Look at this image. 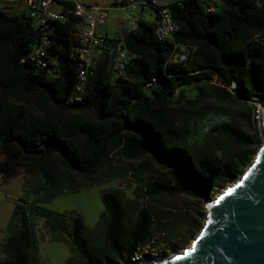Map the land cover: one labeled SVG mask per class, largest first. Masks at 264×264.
I'll return each instance as SVG.
<instances>
[{"label":"trees","instance_id":"16d2710c","mask_svg":"<svg viewBox=\"0 0 264 264\" xmlns=\"http://www.w3.org/2000/svg\"><path fill=\"white\" fill-rule=\"evenodd\" d=\"M169 12L180 25L172 40L157 39L155 21L149 20H140L121 39L106 36L88 70L81 100L68 102L79 82L78 63L71 56L76 41L73 23L57 24L51 36L49 52L59 59L60 73L50 76L27 57L33 35L30 18L24 11L0 7V172L4 178L26 165L40 180L29 191L37 202L61 192L50 191L55 184L74 190L123 176L127 169L113 167V153L131 160L147 157L168 169L164 179H139L131 200L135 204L131 223L120 188L102 192V245L108 251L91 245L77 213L55 217L32 202L27 207L15 205L0 246V264H35L33 216L44 219L52 239L62 241L64 233L83 259L70 264H116L112 252L125 254L131 262L156 230L152 212L140 198L159 193L209 196L218 180L236 179L249 165L255 146L261 143L259 133L251 137L227 121L206 129L198 125L197 117L212 95L219 101L245 104L248 115V103H253L252 108L264 103V0H183L180 5L172 2ZM119 40L132 58L123 76L113 78L111 66ZM174 42L188 48L185 61L170 57ZM214 78L224 86L212 82ZM230 84L232 92L227 89ZM213 131L237 146L214 147L208 138ZM52 154L66 174L75 175L74 182L52 180L45 168Z\"/></svg>","mask_w":264,"mask_h":264},{"label":"rangeland","instance_id":"374dc122","mask_svg":"<svg viewBox=\"0 0 264 264\" xmlns=\"http://www.w3.org/2000/svg\"><path fill=\"white\" fill-rule=\"evenodd\" d=\"M81 3L99 4L110 6L108 11V20L103 25L108 29L109 34L125 29L128 25V9L114 7L113 0H76ZM218 2L219 0H212ZM57 8L56 5L52 6ZM139 10V7L138 9ZM153 9L147 10V18L153 19L150 14ZM217 101V104H214ZM207 105L203 111L199 112L197 122L199 126H205L210 129L212 125L219 122H232L242 132L248 133L251 137L255 133L261 135V125L259 121L260 106L259 103L252 108L253 103H248L249 115L247 114V106L245 104L233 102L230 100L219 101L214 95L207 100ZM249 117V119H248ZM258 118V119H257ZM209 143L214 147L225 150H231L237 145L225 135L215 131L209 136ZM262 139V138H261ZM261 141V140H260ZM260 145V143H259ZM259 146H255V149ZM256 153V151H255ZM112 165L117 169L125 168L127 171L123 176L111 180H103L94 184L81 185L77 189L67 190L63 185H53L50 191L53 193L62 189L61 192L37 202L33 201V196L29 194L32 187L40 185V180L36 173L28 171L26 165L20 166L16 175L10 178H4L0 172V246L4 238L9 232V224L11 215L15 205L27 207L31 202L34 205L46 210H50L56 217L59 215H67L77 213L85 223V229L90 236L91 245L97 249L102 248L108 251L102 245V233L104 223L101 221L104 212V204L101 194L104 190L120 188L119 193L127 200V222L131 223L135 219V204L131 202L134 199L133 191L140 184V178L145 181L164 179L168 174V169L157 165L147 157L141 159H124L116 153L112 154ZM3 155L0 153V160ZM146 160L145 167L140 173H136V169H140L142 162ZM45 168L55 182H74L75 175L66 174L64 168L58 163L57 156L52 154L45 162ZM61 180V181H60ZM233 180L220 179L216 182L210 197H214L226 185H230ZM207 195L201 194L199 197L189 194L165 193L155 194L140 198L153 215L156 230L153 236L138 247L133 255V260L127 262L125 254L116 255L110 253V256L116 260V264H135L148 261L150 258H159L163 254L173 255L175 251H180L188 247L193 238L200 230L205 218L206 209L203 206V200ZM138 200L139 198L136 197ZM32 228L37 243L35 254V264H70L74 261L83 262L76 250L71 246L64 233L61 235L62 241L52 239L50 230L45 225L43 218L39 216L32 217ZM174 231V233H172ZM0 251V260L2 259ZM148 254V257H144Z\"/></svg>","mask_w":264,"mask_h":264},{"label":"built area","instance_id":"2783aa9c","mask_svg":"<svg viewBox=\"0 0 264 264\" xmlns=\"http://www.w3.org/2000/svg\"><path fill=\"white\" fill-rule=\"evenodd\" d=\"M114 7L128 9V25L121 32L111 36L121 39L123 33L137 28L140 20H149L140 8L150 7L154 11V34L163 37V40H172L180 29L179 23L174 20L169 12L172 2L182 4L183 0H113ZM56 5L57 8L52 6ZM0 7H9L15 12L24 11L30 18L32 38L28 42V59L40 68L47 70L50 76H58L60 62L57 56L49 52L52 44V35H55L57 24L73 23L76 30L75 44L71 49V56L77 60L79 68V82L68 97V102H73V96L83 92V84L86 81L89 68L94 62V57L107 41L106 34L98 31L108 20L110 6L99 4L81 3L76 0H0ZM139 7V10H137ZM188 48L173 43L171 58L176 61L186 60ZM132 54L120 40L114 47L112 63V77L123 76L124 70L131 60ZM212 82L224 86L215 80ZM231 91V84L227 86Z\"/></svg>","mask_w":264,"mask_h":264},{"label":"water","instance_id":"95a60500","mask_svg":"<svg viewBox=\"0 0 264 264\" xmlns=\"http://www.w3.org/2000/svg\"><path fill=\"white\" fill-rule=\"evenodd\" d=\"M259 121L253 159L230 185L204 198L205 218L190 246L144 264H264V106Z\"/></svg>","mask_w":264,"mask_h":264},{"label":"crops","instance_id":"0c3cea01","mask_svg":"<svg viewBox=\"0 0 264 264\" xmlns=\"http://www.w3.org/2000/svg\"><path fill=\"white\" fill-rule=\"evenodd\" d=\"M169 1H173V0H169ZM149 8H150V7L140 8V10L144 11L145 16H146V15H147V14H146V13H147V10H148ZM150 14L153 15V11H150ZM146 17H147V16H146ZM147 19H148V18H147ZM122 30H123V29H122ZM122 30H121V31H122ZM98 31H99L100 33H102V34H106L108 37H111V36H113V35H115V34L121 32V31H119V32H116V33H114V34H109L108 29H107V28H104L103 26H100V27L98 28Z\"/></svg>","mask_w":264,"mask_h":264},{"label":"bare ground","instance_id":"6f19581e","mask_svg":"<svg viewBox=\"0 0 264 264\" xmlns=\"http://www.w3.org/2000/svg\"><path fill=\"white\" fill-rule=\"evenodd\" d=\"M157 39H159V40H163V37H156ZM185 61V60H184ZM130 63V61L128 62V64ZM234 88V85H231V91H233L232 89ZM83 93V92H82ZM82 93H80V94H77V95H75V96H73V101H79V100H81V98H82ZM76 104V103H75ZM259 106H260V108H262L263 106H264V103H262V104H259ZM258 119V118H257ZM199 232V231H198ZM190 246V245H189ZM188 246V247H189ZM188 247H186V248H188ZM180 251H176L175 253H179ZM158 259H161V258H158ZM144 263H146V262H144ZM143 263V264H144Z\"/></svg>","mask_w":264,"mask_h":264}]
</instances>
